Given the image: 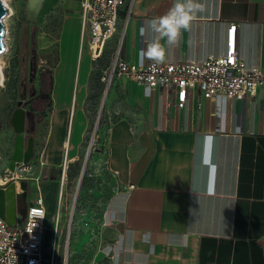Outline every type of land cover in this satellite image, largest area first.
Masks as SVG:
<instances>
[{"label":"crops","instance_id":"0c3cea01","mask_svg":"<svg viewBox=\"0 0 264 264\" xmlns=\"http://www.w3.org/2000/svg\"><path fill=\"white\" fill-rule=\"evenodd\" d=\"M173 2L126 0L117 31L97 58L79 0L27 3L30 20L53 13L52 28L56 13L61 15L55 35L38 34L40 48L56 47L49 67L52 105L40 115L47 119L46 129L25 135L26 142L33 138L47 215L56 194L62 204L64 185L53 176L63 170L66 180L87 141L92 113L100 112L104 101L106 124L93 167L105 168L114 181L104 219L115 245L112 257L100 250L92 264H264V88L243 99L206 98L192 89L184 107L178 106L175 87L149 94L116 76L103 88V73L116 56L154 61L144 56L152 40L165 48L158 63L223 55L231 23L238 25L237 49L245 65L264 67V0H197L203 11L177 43L168 44L158 33L142 35L146 22L166 14ZM110 45L112 52L104 55ZM19 207L23 214L26 201ZM60 213L61 208L58 222Z\"/></svg>","mask_w":264,"mask_h":264},{"label":"rangeland","instance_id":"374dc122","mask_svg":"<svg viewBox=\"0 0 264 264\" xmlns=\"http://www.w3.org/2000/svg\"><path fill=\"white\" fill-rule=\"evenodd\" d=\"M6 1V6L9 9V13L3 18L6 49L0 54V65L3 66L5 73V84L0 86V173L2 174L9 167L10 153L14 147L17 134L11 124L12 113L18 105L33 98L38 93L40 73L44 70L48 71L56 60V47L40 48L38 34L40 31H45L55 35L60 26L59 17L61 16L56 13L59 17L55 19V28H52L53 13L36 22L27 18V3L30 0ZM107 50L104 55L112 52L111 45ZM103 86L105 90L107 83L104 82ZM92 114V128L87 141L84 143L80 158L68 167L64 182L63 170L56 172L53 176L59 180L61 188L64 187V189L62 204L56 194L47 206L43 264H50L52 256L55 259V264H64L66 253L68 254V264H92L100 250H103L108 257H112L114 254L115 242H113L109 225L104 219V209L115 185L111 174L105 168L100 167L95 170L93 167L94 158L98 151L99 133L103 128L101 126L106 124V120L104 111H102L94 135L99 114L98 109H95ZM32 124L35 128L33 131L31 130ZM46 125L47 119L36 114L32 119L27 120L25 135H42ZM38 144L40 145V143ZM90 145L92 147L89 154ZM85 162V171L81 179V171ZM29 163L33 168L30 172H25L24 175L28 177L39 175V163L33 158ZM75 170L76 175L71 177ZM29 184L33 185V181ZM33 189L34 185L33 188L30 186L28 189V199L34 195ZM22 197V195L19 197L21 203L24 201ZM60 208V222H58L56 217ZM58 223H60L59 227ZM56 225L58 227V241L56 238L54 239ZM68 236L71 242L69 241L67 251L66 239ZM53 245L55 252H53Z\"/></svg>","mask_w":264,"mask_h":264},{"label":"built area","instance_id":"2783aa9c","mask_svg":"<svg viewBox=\"0 0 264 264\" xmlns=\"http://www.w3.org/2000/svg\"><path fill=\"white\" fill-rule=\"evenodd\" d=\"M79 1L80 17L89 34V46L94 57H100L118 29L126 0ZM237 26V23H231L228 29L226 51L223 55H210L201 61L178 64L144 60L128 62L116 56L104 71L103 80L109 86L116 76H124L142 86L149 94L160 88L175 87L179 107L185 106L188 93L192 89H199L206 98L243 99L246 95H254L259 88H264V67L248 68L240 58L236 43ZM32 168L30 163L20 164L15 171L7 168L4 174L0 173L4 177V182L0 185L15 181L17 193L27 203L26 211L23 214L18 213L13 224L0 216V264H43L47 209L41 192V175H24ZM31 181L34 183L35 197L30 202L28 189L32 187L29 184ZM57 235L58 228L55 238ZM69 241L68 236L67 251ZM67 256L66 253L64 264L68 263ZM50 264H55L53 256Z\"/></svg>","mask_w":264,"mask_h":264},{"label":"water","instance_id":"95a60500","mask_svg":"<svg viewBox=\"0 0 264 264\" xmlns=\"http://www.w3.org/2000/svg\"><path fill=\"white\" fill-rule=\"evenodd\" d=\"M9 13V9L3 0H0V54L5 51L6 46L4 42L5 36V26L3 18ZM1 78V77H0ZM28 103V102H26ZM20 104L16 109H14L11 118V124L16 131L15 147L14 151L10 157L9 169L15 171L20 164H28L34 157V142L33 138H28L26 142L25 132H26V121L32 115L31 110H26ZM104 101L102 102L101 110L98 114L96 126L94 130V135L96 128L99 124L101 112L103 110ZM94 137V136H93ZM27 143V147H26ZM92 146L90 145V148ZM85 164L81 171V179L85 171ZM25 182H23V185ZM20 194L17 193L15 181H10L4 186L0 185V216L5 218L9 224H13L16 221L18 213H20L19 200Z\"/></svg>","mask_w":264,"mask_h":264},{"label":"clouds","instance_id":"9594fccd","mask_svg":"<svg viewBox=\"0 0 264 264\" xmlns=\"http://www.w3.org/2000/svg\"><path fill=\"white\" fill-rule=\"evenodd\" d=\"M203 11V5L197 0H174L173 7L163 16L153 18L146 22V26L141 28V34L146 31L159 34L161 38H166L168 44L178 42L182 30L190 28L191 22L197 12ZM144 56L156 62H163L165 59V48L157 40H152Z\"/></svg>","mask_w":264,"mask_h":264},{"label":"trees","instance_id":"16d2710c","mask_svg":"<svg viewBox=\"0 0 264 264\" xmlns=\"http://www.w3.org/2000/svg\"><path fill=\"white\" fill-rule=\"evenodd\" d=\"M39 91L36 94L32 111L37 115L46 116L47 111L50 110L52 105V89H53V76L51 70H44L40 73Z\"/></svg>","mask_w":264,"mask_h":264},{"label":"flooded vegetation","instance_id":"af4514ba","mask_svg":"<svg viewBox=\"0 0 264 264\" xmlns=\"http://www.w3.org/2000/svg\"><path fill=\"white\" fill-rule=\"evenodd\" d=\"M35 97H36V95L33 97V98H31V99H28V100H26L24 103H22V105L21 106H23L26 110H31L32 111V106H33V104H34V101H35ZM26 102H28V103H26ZM19 106V105H18ZM17 108V107H16ZM15 108V109H16ZM33 113H32V115L29 117V118H27V120L28 119H32V117H34L35 115H36V112H34V111H32ZM27 122V121H26ZM31 130H34V127H33V124L31 125ZM29 137V136H28ZM10 161V160H9ZM8 166H9V163H8Z\"/></svg>","mask_w":264,"mask_h":264},{"label":"bare ground","instance_id":"6f19581e","mask_svg":"<svg viewBox=\"0 0 264 264\" xmlns=\"http://www.w3.org/2000/svg\"><path fill=\"white\" fill-rule=\"evenodd\" d=\"M4 3L7 5V1L6 0H3ZM0 86H4L5 84V73H4V69H3V66L0 65ZM4 182V177L3 175L0 174V183H3ZM19 181L17 180V185H19ZM20 190V188L18 187V191Z\"/></svg>","mask_w":264,"mask_h":264}]
</instances>
